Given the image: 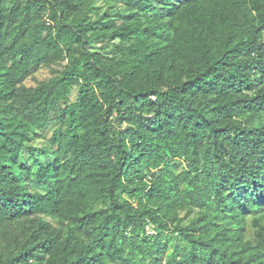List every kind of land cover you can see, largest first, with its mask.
Masks as SVG:
<instances>
[{"label": "trees", "instance_id": "1", "mask_svg": "<svg viewBox=\"0 0 264 264\" xmlns=\"http://www.w3.org/2000/svg\"><path fill=\"white\" fill-rule=\"evenodd\" d=\"M0 264H264V0H0Z\"/></svg>", "mask_w": 264, "mask_h": 264}, {"label": "rangeland", "instance_id": "2", "mask_svg": "<svg viewBox=\"0 0 264 264\" xmlns=\"http://www.w3.org/2000/svg\"><path fill=\"white\" fill-rule=\"evenodd\" d=\"M48 76H49L48 71L46 69H41L34 75L33 79H27L25 81V85L26 86H34L36 80H38V81L43 80V79L47 78ZM149 233H151V232L149 231Z\"/></svg>", "mask_w": 264, "mask_h": 264}]
</instances>
